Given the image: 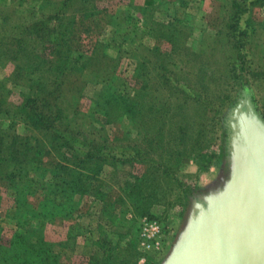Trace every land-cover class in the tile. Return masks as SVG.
Listing matches in <instances>:
<instances>
[{
	"label": "rangeland",
	"instance_id": "374dc122",
	"mask_svg": "<svg viewBox=\"0 0 264 264\" xmlns=\"http://www.w3.org/2000/svg\"><path fill=\"white\" fill-rule=\"evenodd\" d=\"M252 1L249 12L243 14L240 27L244 29L248 25L244 21L248 13L252 15L253 26L249 28V36L241 40V45L244 44L241 48L235 38L239 35L234 36L225 24L228 0H190L183 7L174 5L171 0H100L96 3L99 14L95 20L79 19L72 23V26L76 25L72 38L77 46L70 54L69 63L81 69L77 74L81 75L82 81L75 89L81 93L78 107L81 114L85 113L81 127L84 132L97 134L100 129L98 121L90 116L92 110H88L101 87L92 72L102 74L106 69L114 70L121 78L120 87L131 92L137 59H144L149 69L172 65L176 75L174 83L182 85L183 89L187 85L185 79H191L184 78L183 72L202 70L204 73L196 84L204 85L218 98L205 109L201 126L188 127L186 134L177 133L170 142L166 132L162 133V140L155 142L145 134L154 133L147 124L140 130L141 135L129 119L117 121L112 128L111 124H106L107 147L100 152L105 159L100 162L101 168L90 191L75 195L77 205L67 217L53 221L36 217L34 222L30 221L26 218L28 214L17 208L15 190L5 178H0V243L7 246L15 234L27 237L31 243H39L41 236L57 264H163L178 241L190 212L207 194L205 190L195 197V191L210 181L220 161H225L227 178L229 124L233 110L241 101L247 100L264 122V0ZM55 6H58V0H0V35L12 31L13 40L21 39L22 27ZM142 6L145 9L141 10ZM65 10L67 13L78 11L71 5L62 8V12ZM174 24L180 30L178 41L166 42L162 35ZM35 46L38 48L33 49ZM28 49H32L30 60L24 55L27 50H23L22 45L9 47L13 53L19 50L18 61H26L27 65L35 61L36 56L50 58L49 45L45 46L34 37H31ZM160 51L167 56L161 59ZM95 52V60L89 61L88 57ZM103 54L108 59L103 58ZM4 60L0 61V78L14 71V63H2ZM241 62L245 68L242 79L236 74L242 68ZM68 72L63 74L61 81L70 76ZM203 77H210L209 83L203 82ZM27 83L23 78L18 83H7L6 101L10 111L22 104L29 92ZM173 96L175 105L172 108H176L183 103L182 94L176 92ZM37 126L50 130L47 123ZM15 130L18 134H29L34 129L17 121ZM31 134L32 137L42 135L38 131ZM135 146L141 149L143 157L152 156L155 166L175 179L165 182L161 170L157 172L155 178L160 182L159 186L166 187L164 192L156 194L157 203L149 202V197L143 193H130L144 171L143 164L131 162L136 155ZM43 162L48 163L44 178L48 182L53 178L47 168L52 169L62 162V158L56 148H50ZM63 164L68 165L67 162ZM145 185L146 181L141 186ZM43 192L44 189L37 190L28 201L38 205ZM41 201L50 205L47 199ZM146 220L160 225L158 239L143 236ZM156 241L159 242L157 245Z\"/></svg>",
	"mask_w": 264,
	"mask_h": 264
},
{
	"label": "trees",
	"instance_id": "16d2710c",
	"mask_svg": "<svg viewBox=\"0 0 264 264\" xmlns=\"http://www.w3.org/2000/svg\"><path fill=\"white\" fill-rule=\"evenodd\" d=\"M98 1L100 0H58V6L41 12L37 19L21 28V39L13 40L12 31L0 35V58L5 59L2 63L6 61L14 63L12 74L0 78V178H5L8 185L15 190L18 197L17 208H22L21 212L27 213L26 218L33 222L36 217L51 221L67 217L77 205L75 195L90 191L93 179L101 168L100 162L105 159L100 152L107 147L108 135L104 129L106 124H111L112 128L117 121L129 119L139 135H141L140 130L148 125L154 133L145 134L151 136L155 142L162 140L163 132L168 134L170 137L168 142H170L177 133L186 134L188 127L195 129L201 126L206 114L205 109L213 104L211 101H217L218 98L203 87L204 85L196 84V80L204 73L202 70L183 72L184 78H191L185 79L187 85L183 89L182 85L174 83L176 75L171 69L172 65H158L149 69L144 59L141 61L137 59L132 74L135 83L131 92H125L120 87L121 78L114 70L106 69L102 74L92 72L101 87L98 94L92 98L88 110H92L90 116L98 121L100 129L97 134H88L81 130L85 113H80L78 106L81 93L79 94L75 89L77 83L82 81L81 75L77 74L81 69L70 66L69 63L70 54L77 46L73 44L72 38L76 25L72 26V23H77L76 20L79 19L95 20L99 14L96 5ZM171 1L174 5L183 7L190 0ZM228 1L229 5H226L228 12L224 13L225 24L229 26L234 36L239 35L235 38L240 43L238 47L241 48L244 47V44L241 45V40L249 36V28L253 26L252 15L248 13L244 17V21L248 24L244 29L240 24L243 14L245 11L249 12V6L253 1ZM69 5L78 11L62 12V8H67ZM140 9L145 8L142 6ZM166 30L168 31L162 35V38L166 42L175 43L180 31L178 27L174 24L171 29ZM31 37L44 43L45 46L49 45L51 51L48 60L36 56V60L27 65L26 61H18L20 49L16 53L10 52L9 47L22 45L23 50H27L24 55L30 60L32 49H28V44ZM237 42L235 41L234 45ZM37 48L38 46H35L33 49ZM96 55L97 52L93 53L88 60H95ZM160 56L162 59L167 54L160 51ZM102 57L108 59L104 54ZM240 65L242 68L236 74L242 79L245 68L242 62ZM66 71H69L70 76L61 81ZM20 78L28 81L26 86L29 92L22 104L16 110L10 111L6 101L7 83L14 81L18 83ZM209 78L203 77L202 81L206 83ZM176 92L182 94L183 103L172 108L175 105L174 98L177 94L173 95ZM178 101L179 98L177 103ZM190 113L192 116H189ZM97 114L101 118L97 117ZM17 121L34 130L29 131V134H18L15 130ZM43 123H47L49 131L37 126ZM217 125L220 134L219 119ZM229 129L231 131L230 124ZM35 131L40 132L41 137H32L31 133ZM50 148H56L62 162L57 163L52 169L47 168L53 178L47 182L44 178L48 163H44L43 158L48 155ZM67 149H71V152H67ZM134 150L136 155L131 162L143 164L144 171L130 193H143L149 197V202L157 203L159 199L156 194L166 190L165 186L164 188L159 186L160 182L155 178L161 169L155 166L156 161L152 156L143 157L141 149L137 146ZM217 157L220 159L221 155ZM65 162L68 165H64ZM161 173L166 178L165 182L174 179L168 176L164 169ZM144 181L147 185L141 186ZM39 189H44L41 200L47 199L50 205L41 200L38 205L28 201L29 196ZM38 230L40 231L39 228ZM39 239V243H31L27 237L15 234L7 246L0 243V264H57L48 244L41 236Z\"/></svg>",
	"mask_w": 264,
	"mask_h": 264
},
{
	"label": "water",
	"instance_id": "95a60500",
	"mask_svg": "<svg viewBox=\"0 0 264 264\" xmlns=\"http://www.w3.org/2000/svg\"><path fill=\"white\" fill-rule=\"evenodd\" d=\"M230 127L227 178L222 161L163 264H264V122L244 100Z\"/></svg>",
	"mask_w": 264,
	"mask_h": 264
},
{
	"label": "built area",
	"instance_id": "2783aa9c",
	"mask_svg": "<svg viewBox=\"0 0 264 264\" xmlns=\"http://www.w3.org/2000/svg\"><path fill=\"white\" fill-rule=\"evenodd\" d=\"M160 235V225L157 222L148 221L146 220L144 222V234L148 239H158ZM159 242L156 241L155 244L157 245Z\"/></svg>",
	"mask_w": 264,
	"mask_h": 264
},
{
	"label": "crops",
	"instance_id": "0c3cea01",
	"mask_svg": "<svg viewBox=\"0 0 264 264\" xmlns=\"http://www.w3.org/2000/svg\"><path fill=\"white\" fill-rule=\"evenodd\" d=\"M220 163H221V161L218 163V165H217V167H216V172H215V174H214V176L210 179V181L206 184V185H204V186H202V187H200V188H204L205 190H207V186L209 185V184H211L214 180H216L217 179V176H218V174H219V170H220Z\"/></svg>",
	"mask_w": 264,
	"mask_h": 264
},
{
	"label": "flooded vegetation",
	"instance_id": "af4514ba",
	"mask_svg": "<svg viewBox=\"0 0 264 264\" xmlns=\"http://www.w3.org/2000/svg\"><path fill=\"white\" fill-rule=\"evenodd\" d=\"M205 189L204 188H199L197 191H195L194 195L196 197V194L199 195L200 193H204ZM198 202H201V200L199 199Z\"/></svg>",
	"mask_w": 264,
	"mask_h": 264
}]
</instances>
